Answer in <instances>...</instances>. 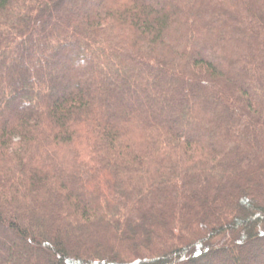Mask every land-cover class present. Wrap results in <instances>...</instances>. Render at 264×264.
<instances>
[{"label":"trees","instance_id":"trees-1","mask_svg":"<svg viewBox=\"0 0 264 264\" xmlns=\"http://www.w3.org/2000/svg\"><path fill=\"white\" fill-rule=\"evenodd\" d=\"M0 264H264V0H0Z\"/></svg>","mask_w":264,"mask_h":264},{"label":"rangeland","instance_id":"rangeland-1","mask_svg":"<svg viewBox=\"0 0 264 264\" xmlns=\"http://www.w3.org/2000/svg\"><path fill=\"white\" fill-rule=\"evenodd\" d=\"M70 9L72 10L73 8H72V7H70Z\"/></svg>","mask_w":264,"mask_h":264}]
</instances>
